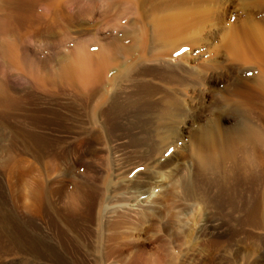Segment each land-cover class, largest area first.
Wrapping results in <instances>:
<instances>
[{
  "label": "rangeland",
  "instance_id": "1",
  "mask_svg": "<svg viewBox=\"0 0 264 264\" xmlns=\"http://www.w3.org/2000/svg\"><path fill=\"white\" fill-rule=\"evenodd\" d=\"M244 1L214 2L226 16L199 20L169 58L162 53L171 61L169 75L152 70L159 67L157 53L143 60L138 53L125 63L139 74L122 75L114 66L93 87L65 66L98 56L100 40L132 32L125 25L133 19L127 6L105 10L99 3L92 14L78 1L63 28L10 25L0 37V264H264V148L257 150L262 165L249 161L243 172L229 161L202 169L188 143L190 132L197 135L218 112L219 101L211 92L206 102L215 103L204 111L199 88L185 77L184 56L194 65L212 57L213 51L204 55L207 33L244 17L250 0L247 10ZM43 4L37 9L45 13ZM94 25H103L98 37L72 42L94 33ZM196 67L202 76L204 68ZM231 80L238 84L236 74ZM186 92L199 120L186 117ZM230 97L224 105L241 120L246 113L235 106L233 92ZM260 121L264 126V117ZM162 131L167 140L158 136ZM75 182L85 190L82 203L72 207L68 194ZM28 199L35 204L29 209Z\"/></svg>",
  "mask_w": 264,
  "mask_h": 264
},
{
  "label": "bare ground",
  "instance_id": "2",
  "mask_svg": "<svg viewBox=\"0 0 264 264\" xmlns=\"http://www.w3.org/2000/svg\"><path fill=\"white\" fill-rule=\"evenodd\" d=\"M1 1L2 0H0V37H2L3 35L4 36L8 35L7 33L10 28V25L23 26L30 31H32L39 25L45 27L47 31H52L53 28L55 27L63 28L64 25L63 22L64 21L68 22L73 18V13L70 8L72 7L73 3L76 4L78 1L81 3L83 2V4H85L90 9L88 10L91 11L92 14L93 12L95 13V9L98 7L99 3L103 4L104 6L106 5L105 10L111 9L112 7H116L117 9V7L119 6L120 7L127 6L126 7L127 11L125 10L126 11L125 13L127 12L130 13L133 19L132 20L128 19V21H126V24L125 23L124 24L127 25L129 29L131 28V30H133L132 32L130 31L132 34L126 31L120 35H115L114 37H112L111 39L105 42L103 41L101 42L100 40L99 42L100 47L98 49V52L95 53L98 54V56L96 55L95 58H92L91 56L92 54H90V58H89L87 57L88 54L86 51L87 54L86 56L82 53L85 56L83 57L84 58L83 61L82 59H80V57H78L79 58L77 59L78 61L74 63L73 66L71 65L65 66L66 70L69 71L70 74L75 73L78 76V77L74 76L75 75L74 74L73 77H77L78 80H81L82 82L86 81L88 85L91 84L90 86H92V83L93 84L94 83L98 84L99 82L101 83L102 81L101 78L104 77V74L107 73L109 69L111 70V68L114 66H119V69L117 70L119 71V73L122 72V75L131 74L133 76L135 73L139 74V71H141V69L137 70L136 67L134 66L135 64L125 63L126 60H128V58L132 57L133 54L137 55L138 53L141 54L138 59H142V60L144 59L143 54L147 55L149 53L150 55H152L157 53L159 57H156L157 59L155 61L158 62L159 67L153 69L151 68V69L169 75L168 71L171 70L170 67L172 65L170 64L171 61L167 59V57L169 58L171 54L175 51V49L178 47L179 43L182 41V38L186 30L189 29L190 27L191 28L194 27L196 22H198L199 20L201 21L202 19L203 21V18L205 22H208L206 20L208 19L211 20L212 18H215L217 15H218L217 17H219V15L223 17V15H225L224 13L218 11L219 8L217 9L216 6L213 5V3L214 2L216 3L218 0H78V1L77 0H6V1L3 0L5 1V3L2 1L4 5L3 3L1 4ZM247 1L248 0L244 1L243 5ZM41 2H44L45 4L44 10L45 11L47 10L46 11L47 13L49 12L52 13L51 17L46 12H45L46 14L42 13L41 12L42 10L38 11L39 8L37 9V5ZM200 2H203L204 5H202L203 3L201 5L198 4ZM195 3L198 5H196ZM78 5L80 6V4ZM245 5L248 8V10L245 8ZM245 5L243 7L247 11L245 12L244 17L238 15L234 19V21H230L231 23L228 22L230 23L228 26H226L227 23H225L226 25L225 26L222 25V27H219L220 29L216 28L217 32L207 31L208 32L207 37H209V39H213L214 37L219 38V42L212 45L209 42H207L209 40L207 39V37L205 38L206 40L204 39V43L205 45H207L205 46L207 48L204 49V55L208 54L210 51H213L214 54L212 57H210L209 59L204 58V62H198V64L195 63L196 65H194L192 61H190L191 57L189 55L184 56V60H185L184 70L186 74L185 77L189 79L190 81L189 85L193 90H197L199 88L200 99L202 103L204 102V111L206 110L207 106L211 108L215 103L214 100H209L208 102H206V99L211 94V92L212 95L215 94L218 96L217 101H219L218 112L214 114L212 111H210L213 113L214 116L212 115L213 117L211 118L209 117L208 124H204V127L200 126L202 129L201 131L199 130L200 132L197 135L196 133L190 132V138L188 143L192 151L193 157L194 154L196 156L193 159L196 160V164L201 168L207 167V169H209L208 167L211 166L212 169V166H214L217 167L218 169V166H220L223 162L226 161H229L234 166H239L241 168L244 167L245 164L248 163L249 161L252 162V160L253 162L254 160L257 161L255 163H259L258 165H262L260 164L262 158L257 150L259 147L264 148V126L260 124L262 122L260 121V119L264 117V0H250L248 6L247 4ZM79 6L78 8H80ZM104 6H102L103 12H104ZM123 14L120 16L122 17ZM88 17H90V15ZM118 18L120 17L118 16ZM212 22L210 24H212ZM98 25L93 26V28H95L94 33L87 34L86 35L87 37L84 36V38L81 36L78 39H76V41L73 39L72 42L75 45L79 42L83 44L82 42L84 40H87L89 35H92L94 38L98 37L99 27L103 26L100 25L98 27ZM137 28L139 30L141 29L140 30L142 32L141 36H139V34L137 35L136 32L135 34H133V32L136 31L135 29ZM104 31L106 30L104 29ZM17 33L19 34L20 32ZM147 34L149 35V40H150L149 43H152V45L150 46H155V48H152L150 51L148 50V48L151 47L147 42V38L145 37L144 40V36ZM12 47H14V43ZM162 53H166L167 57H165L164 54ZM79 56H81L80 52H79ZM196 66L198 67L200 66L201 68H204L203 70L204 74L202 76H200L199 73L195 72V69H198ZM61 68L62 67L60 66V69ZM200 72H202V70ZM235 74L238 80L237 85L233 84L232 80L229 81V77L231 75L234 76ZM117 76L118 75H116V78L118 79ZM41 79L43 80L44 78ZM103 81H105V79ZM94 89L95 90L97 89L99 92L98 88L95 87ZM1 92H4L3 87L2 88L0 87V93ZM231 92H233V94L236 96L235 101L237 104L234 103L235 106H237V108L239 109L244 110L246 115L241 120L237 118L235 119L233 118L234 123L232 121L233 124L231 123L232 125L227 126L226 123H229L230 120L233 119L231 116V112L226 109L224 102L231 98L230 97ZM186 95L188 98L187 99L188 101H186L187 104L185 105L187 106V110L185 109L186 117H191L193 120L195 119L199 120L201 118V114L199 112H196L195 110V105L193 103L194 97L190 93H187ZM101 98L102 99L104 98L102 94L101 97L98 98L97 100H100ZM170 102L172 104L173 101ZM170 102H168V104ZM174 103L175 105H178L177 104L178 102L175 100ZM157 120H158V116H154L153 121L157 122ZM172 127L176 130L174 126ZM166 130L169 131L170 129H166ZM175 130L173 131L175 132ZM197 131L194 130V132ZM165 133L166 131L165 132L162 131L161 135L158 136H160L162 140H164L166 139L165 136L167 135V134L165 135ZM194 141L196 142L197 145L192 144ZM193 145L195 147H193ZM206 151H208L209 153L205 154ZM239 167H237L236 169H238ZM207 169H205V171ZM246 169L247 168L243 169L242 171L244 172V170ZM262 170H264V168ZM82 185L83 184L79 182H75L73 189L68 194V202L72 207L79 206L83 201L82 200L84 198L83 191L85 190V188L83 189ZM38 193H39V189H38ZM33 205L35 204L33 203ZM33 205L31 204V201L28 199V204L26 208L29 209V207L30 206L33 207Z\"/></svg>",
  "mask_w": 264,
  "mask_h": 264
}]
</instances>
